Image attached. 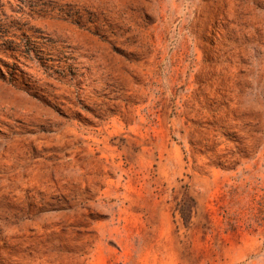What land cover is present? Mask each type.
<instances>
[{"label":"rangeland","instance_id":"obj_1","mask_svg":"<svg viewBox=\"0 0 264 264\" xmlns=\"http://www.w3.org/2000/svg\"><path fill=\"white\" fill-rule=\"evenodd\" d=\"M0 264H264V0H0Z\"/></svg>","mask_w":264,"mask_h":264}]
</instances>
